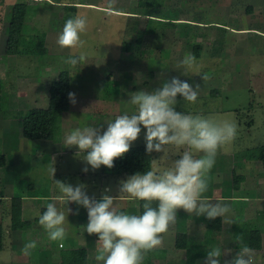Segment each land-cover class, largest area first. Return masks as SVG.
Instances as JSON below:
<instances>
[{
    "label": "rangeland",
    "instance_id": "1",
    "mask_svg": "<svg viewBox=\"0 0 264 264\" xmlns=\"http://www.w3.org/2000/svg\"><path fill=\"white\" fill-rule=\"evenodd\" d=\"M16 1L28 3L23 25L25 41L19 44V48L25 53L5 54V40L12 11L10 6ZM139 2L140 0H0V14L2 15L0 80L3 94V108L0 110V117L6 116V109L10 106L16 108L14 109L15 114H11V117H19L33 107H46L50 82L57 78L60 70H66L71 76L70 92L75 93L76 99L75 104L71 103L72 110L82 108L83 105L87 109L82 115L74 112L75 120L71 126L74 129L77 125L80 127L87 124L93 125L92 121L99 118L98 123L101 121L99 126L106 130L104 122L115 107L114 102L112 105V100L116 96L129 95L131 90L132 93L141 90L153 91L157 87H162V84L172 77L182 79L190 78L192 75L196 77L194 84L195 86L200 85L199 90L202 94L212 86L220 90V94H213L210 97L204 94L197 101V106L214 110L204 115H210L219 120L237 119L235 140L219 149L229 154L222 157L225 164L239 156L245 157L243 155H248V151L252 152L253 148L264 144V47L262 46L264 44V0H205L200 4L199 2L190 4V2L181 0H142L141 3ZM68 3L75 4V9H70L67 6ZM249 6L251 10L248 9ZM76 15L87 17V31L81 35L85 41L84 48H61L57 43L58 35L66 20ZM190 21L199 25H189ZM229 26L240 30L248 29L238 34L230 30ZM188 34L192 38L196 35L193 40L202 43L203 46L201 55L196 57L201 75L191 73L185 75L186 70L179 66L184 55L191 52L190 49L184 47ZM140 37L142 46L136 48V39ZM124 41L131 43L133 56L130 55L127 58L125 55V53H131L126 52ZM80 51L88 53L86 61L76 66L65 63V59L78 55ZM222 55H224L223 58H221ZM126 58L129 63L128 60L125 61ZM204 75L208 79H202ZM97 98L101 99L99 103H97ZM124 109H128L130 113L134 110L128 104H120V108H115L111 116L116 117L115 113ZM62 117V113L57 117L53 139L54 141L60 140V148H65L63 134L66 130L63 127ZM139 139L140 136L132 145L146 143L145 140ZM35 151L37 149L33 145L24 146V152H26L24 159L29 158L32 162L37 158L41 159L42 157L39 158ZM2 153L3 143L0 138V161ZM61 153L63 152L55 153L53 161L47 159L44 168L42 165L38 166L37 163L31 162L34 165L31 172L40 175L41 169L49 171L54 166L56 171L64 172L61 178L67 183L73 186L79 183L92 185L87 179H81L82 169L86 166L88 169L91 168L83 160V153L73 155L63 153V159L67 163L63 162L62 158L60 159L59 154ZM162 155L163 153L157 152L155 164L157 160L161 165L164 163L159 160ZM169 155L171 159H174V156L170 154V149ZM29 164H26L24 169V172L28 174ZM247 174L248 180L252 179V175L249 172ZM95 176L98 179L99 175ZM51 178L61 180L56 173ZM104 185L102 184V191ZM1 189L4 191V187ZM52 189L55 193L54 181ZM40 191L44 192L39 190V193ZM25 201L31 203L30 199ZM36 202L40 204L39 200ZM37 207L34 206L32 210L39 211ZM256 210L258 214L256 213V217H253ZM34 212L32 216L36 214ZM246 216L251 219L245 220L247 223L255 224L257 227L262 226L264 197L259 200L258 206L249 208ZM83 217L81 214L79 219ZM33 218H30L32 219L31 224L26 228L25 239L10 238L7 235L9 231H4L5 227H2L4 245L0 250V264H60V259L57 262L54 256L49 255L48 257V251L63 254L70 249L71 237L67 235L63 241V247H58L57 242L49 240L46 231L37 222L38 219ZM233 222V216H229V227L225 223L221 233H216L215 236L214 247L218 246L224 251V255L220 258L221 264L231 261L238 251L231 235ZM84 223L83 221L77 223L80 242H85L87 239L85 229H83ZM10 230V233L15 234L13 229ZM11 239L14 240V244L10 241ZM32 240L37 242V247L30 255H25L22 248L25 243ZM89 240L88 246L82 244L79 246H82L87 253H93L94 249L90 244L96 239L90 237ZM11 246L12 249H10ZM169 252L164 256L151 251L148 253L150 263L166 264L167 259L177 263L184 255L183 250L175 249ZM253 252V259L259 260L260 254H264V244ZM206 256L207 252L201 258L200 264H205ZM45 258L47 259L43 260ZM91 264H96L94 256H91Z\"/></svg>",
    "mask_w": 264,
    "mask_h": 264
},
{
    "label": "clouds",
    "instance_id": "2",
    "mask_svg": "<svg viewBox=\"0 0 264 264\" xmlns=\"http://www.w3.org/2000/svg\"><path fill=\"white\" fill-rule=\"evenodd\" d=\"M87 17L76 15L66 20L58 35L61 48L83 49L85 41L81 35L87 31ZM88 58L86 51L69 56L65 63L76 66ZM179 66L187 73L200 74V65L192 52L184 55ZM202 79H208L206 75ZM200 85L193 87L187 81L172 77L162 87L153 91H137L130 95L129 104L134 110L116 115L106 122L107 128L76 127L63 140L65 147L77 146L83 153V160L93 170L102 165L114 167V160L123 157L141 133L146 129V152L163 153L159 158L164 163L153 164L149 170L130 175L120 181V194L141 201L142 213H129L114 206L116 197L104 193L100 199L89 196L86 185L73 186L53 178L59 195L46 202L39 215L38 223L46 231L50 241L63 247L67 238L65 222L73 210L66 208L75 202L87 210L88 222L85 231L95 234L97 239L95 260L102 264H143L146 254L163 243L170 225L177 222V211L183 209L190 215L206 216L208 219L225 217L231 211L222 200L213 202L206 193L210 188V172L215 165L218 150L235 140L237 124L234 120H219L213 116L177 111V96L188 103H196ZM71 103L75 104V93L69 92ZM169 146L177 150L171 159ZM182 150V151H180ZM87 172L88 167L82 169ZM54 177L55 167L49 169ZM58 204H62L64 211ZM155 204V206H154ZM77 209L74 214H78ZM37 242L25 243L22 252L30 255ZM224 251L212 247L207 251L205 264H221ZM254 252L242 246L231 261L225 264H254Z\"/></svg>",
    "mask_w": 264,
    "mask_h": 264
},
{
    "label": "crops",
    "instance_id": "3",
    "mask_svg": "<svg viewBox=\"0 0 264 264\" xmlns=\"http://www.w3.org/2000/svg\"><path fill=\"white\" fill-rule=\"evenodd\" d=\"M10 1V0H6ZM13 3V2H12ZM11 3V8L13 6V3ZM91 4V3H90ZM10 5V4H9ZM92 5V4H91ZM8 8V7H7ZM4 10V9H3ZM183 19V18H181ZM2 15L0 14V27L2 26ZM193 21V20H192ZM199 23V22H198ZM194 24V22L189 23V25ZM196 24V23H195ZM190 27V26H189ZM230 30H234L235 33H242L244 30L248 28H243V30L238 28H233L229 26ZM226 29V28H225ZM251 31V30H249ZM253 31V30H252ZM225 36V34H224ZM196 37V35H195ZM263 37V36H261ZM264 39V38H263ZM264 47V44H262ZM228 54V53H226ZM225 54V55H226ZM238 54V53H236ZM224 55L221 56L223 58ZM121 60V59H120ZM128 59H125V61ZM124 61V60H121ZM140 61V60H138ZM131 62V61H130ZM129 63V60H128ZM182 74V73H181ZM192 76V75H191ZM195 78L194 76L191 77V85L195 87ZM171 79H169L170 81ZM208 84V83H207ZM143 86V85H142ZM158 88V87H157ZM155 88V89H157ZM147 91V90H145ZM151 91V90H149ZM132 90L130 91L129 95H131ZM204 94H207L206 96H212V94L209 93V90L206 93H201L200 90H198V99H201V96H204ZM129 95L124 96H116L115 99L112 100V105L114 102V106L112 109V113L114 112L115 108H120V104H128L130 105L128 100L130 99ZM128 97V98H127ZM110 98V97H108ZM106 98V99H108ZM121 99V100H120ZM100 98H97V103H99ZM111 100V99H110ZM178 103L175 105V108L177 111L185 112V113H192V114H203L207 112H213V109H205L197 106L196 103H188L181 99H177ZM108 102V101H106ZM132 109L133 106L130 105ZM13 106H10L6 109V113L4 117H0V138L3 143V153L1 161H0V224L4 228V231H9L7 234L10 238L25 239L26 237V228L31 224V217H34L33 219H38L39 215L42 214V210L45 209L46 202L50 201V199L53 196L59 195L57 191L55 193L52 189L53 180L51 178V174L47 170L40 171V175L34 174V172H31L32 165L30 159H24V156L26 152H24V146L29 147L30 145H33V147H36L37 156L41 159H36L32 163H37L38 166H41L44 168L46 166L45 161L47 159H51L53 161V158L55 153L57 152H63V153H69L77 154L78 147L77 146H71V147H64L60 148V140L54 141V139H45V138H28L25 137L22 131V120L23 115H19L16 117H11V114L14 113ZM87 110L86 107L83 105L82 108H78L76 110H72L71 108V102L69 105V109L62 112L63 117V127L65 128L66 132L63 134L65 136L67 133H69L71 130H73V127L71 124L75 120V113L78 112L79 115H82V113ZM124 112H129L128 109H124L123 111H118L115 113V116L118 114H123ZM111 113V114H112ZM130 113V112H129ZM109 115L107 119H105V124L109 120H114L115 117ZM206 115V114H205ZM111 116V117H110ZM99 118L96 119L93 125L87 124L86 126H93V127H99L100 130L103 132L105 129L101 128L99 126V123L101 121ZM237 119H234L236 121ZM91 121V120H90ZM238 123L241 122L238 119ZM76 127H80V125H77ZM75 127V128H76ZM107 127V124H106ZM141 134L139 140H145V132L146 129L141 126ZM138 144H146V143H138ZM59 148L57 149V147ZM45 147V149H43ZM55 148V149H54ZM42 149L44 151H42ZM170 154L174 159L178 158L176 155H172L173 152H176L177 150L172 149L171 146H169ZM34 151V150H33ZM40 151V154H39ZM47 153L45 154V152ZM182 151V150H180ZM63 153L59 154L60 159L62 158L63 162H66L65 159H63ZM157 152L154 151V157L153 162L155 164ZM229 155L227 151L225 150H218L217 156H216V162L214 167L212 168L209 176H210V188L209 191L206 193V195L215 202L216 200H222L226 203H228L231 207V211L225 215V217L221 218V227L220 229H212L209 228L206 224V216H195L190 215L187 212H185L183 209H179L177 211V222L174 225H170L168 231L163 234V243L161 246L155 248L154 251L157 255L163 254L164 256L166 253H170L169 251L173 250H183L181 248H176L174 246L175 241V235L177 232H185L187 234L188 239L199 242V243H206L207 247L205 248L204 255H206V252L215 246L216 241V235L218 233H221L225 223L229 227V216L232 217V211H234V214L241 213V218L245 220H251L250 217H247L246 214L249 213V208L251 206H258L259 200L264 197V165L260 160L257 158H250L247 155H243L245 157H238L235 159H231L228 164H225V160L222 159L223 156ZM225 159V158H224ZM61 161V160H60ZM30 163V164H29ZM67 163V162H66ZM26 164H29L30 171L29 174L24 172ZM156 164H160V162L157 160ZM161 165V164H160ZM57 166V165H56ZM152 166V163H151ZM242 172H239V170ZM22 171V172H20ZM80 171V170H79ZM250 173L252 175V179L248 180V174ZM58 177H62L63 171H56L55 172ZM235 173L236 175L242 176V179L239 181V185L237 188L233 187L232 185V174ZM246 173V174H245ZM83 179H87L92 183V185L87 184L86 186V192H88V195L95 196L96 199H100L101 196L104 193H107L109 195H112L116 197L114 206L118 207L121 210L127 211L129 213H136L139 214V202L137 200H134L127 196V194H120L119 188H120V181L123 179H127L130 175H133L128 172H116V170L112 168H108L106 166H101L99 169L93 170L92 168H89L87 172L83 171ZM95 175H99L98 179ZM86 177V178H85ZM229 180L230 183H229ZM61 181H64L63 178H61ZM66 182V180L64 181ZM67 183V182H66ZM250 183V185H249ZM102 184L104 185V190L102 191ZM4 187V191L1 189ZM49 190H48V189ZM39 190L44 191L43 193H39ZM53 192V193H52ZM42 194V195H39ZM19 197L20 198V214H21V225L18 229L13 230L15 231V234L10 233L11 232V207H12V199ZM26 199H30L31 203L29 201H25ZM36 200H39L40 204L36 202ZM34 206H40L39 211L34 212ZM58 207L60 210L64 211V207L62 204H58ZM66 208H71L73 211L70 212L67 216L66 222H65V228L67 230V235H69L70 238V248H75L79 245H87L89 244V238L92 237L96 239L92 244H90L94 251L93 253H88L90 255V264H91V256L96 255V247H97V239L98 237L93 234L89 235L85 231V235L87 239H85V242H80L79 239V230L77 229V223L78 222H85L84 226L86 227L88 216H87V210L81 206L77 205L75 202H69L67 205H65ZM256 208V207H255ZM79 210L78 214H74L76 210ZM257 209V208H256ZM30 210H32V213H36L34 216L30 213ZM26 212V216L23 213ZM256 213L258 214V211H255V215L253 217H256ZM84 216L83 219H79V216ZM246 217V218H245ZM34 222V221H33ZM38 222V220H37ZM83 226V229L85 227ZM217 233V234H216ZM260 235H261V244H264V223L262 222V226H260ZM19 237V238H18ZM9 241V239L7 238ZM14 240L12 239V243L14 244ZM229 241V238H228ZM226 240V242H228ZM11 243V244H12ZM209 244V245H208ZM57 246L58 242H57ZM12 249V246L11 248ZM50 250V249H47ZM256 250V249H253ZM184 251V250H183ZM48 257L49 255L54 256L57 259V262L61 261L62 252H55V251H48ZM151 252V251H150ZM148 252V253H150ZM146 254V257L143 261V264H151L149 260V255ZM185 254V252H184ZM203 255V256H204ZM42 256V254H40ZM16 257V256H14ZM45 257V256H44ZM184 257L181 256L180 260ZM18 258V257H16ZM47 258L43 259L46 260ZM59 261V263H60ZM171 261V262H170ZM202 259L199 260V264L201 263ZM166 264H177L171 259H167L165 261ZM61 264V263H60ZM96 264H102V262L96 261Z\"/></svg>",
    "mask_w": 264,
    "mask_h": 264
},
{
    "label": "trees",
    "instance_id": "4",
    "mask_svg": "<svg viewBox=\"0 0 264 264\" xmlns=\"http://www.w3.org/2000/svg\"><path fill=\"white\" fill-rule=\"evenodd\" d=\"M140 0L139 3H141ZM187 1L192 4L193 2L204 3L205 0H181ZM216 1V0H215ZM151 4V3H149ZM70 9H75L76 5L73 3H68L67 5ZM28 3L22 1H16L12 6L11 17L8 23L7 38L5 40L4 53L5 54H21L25 53L19 48V44L22 41H25L23 34V25L25 21V15L27 14ZM251 10V7H248ZM151 19V18H150ZM199 25V24H194ZM196 32V31H195ZM195 37V36H194ZM188 34V38L185 41L184 47L190 49V51L196 56L201 55L202 43L194 41ZM125 44V55L127 58L132 55L131 43ZM136 48L142 46V38L136 39ZM126 58V59H127ZM71 76L66 70H60L56 79L52 80L48 87V98L46 107H33L28 109L23 115L22 120V131L25 137L28 138H45L53 139V131L55 127V122L57 117L65 110L69 109L70 100L68 93L71 90ZM191 75L190 78H182L180 80L187 81L191 84ZM210 94H220V90L212 86L209 88ZM2 84L0 80V110L2 107ZM181 96H177V99H181ZM248 151V150H247ZM248 157L259 159L264 165V144L256 146L253 148L252 152L248 151ZM154 157V151L149 154L146 152V144H136L131 145L130 150L121 158H116L114 160L113 169L116 172H128L135 174L137 172H145L151 167L152 159ZM2 158V155H1ZM242 179V176L232 174V185L237 188L239 181ZM11 207V224L10 227L13 230H16L21 225V214H20V198L16 197L12 199ZM142 202H139V213H142V208L140 205ZM155 206V204H154ZM46 209L42 210L43 211ZM233 224H232V239L235 243L234 246L239 250L242 246H248L251 249L261 248V235L260 227L255 226V224H249L245 219L241 218L242 214L236 213L232 214ZM242 219V221H241ZM245 221V222H244ZM206 224L209 228L220 229L221 227V218L216 217L215 219H206ZM3 228L0 224V250L3 248ZM209 245V244H208ZM85 246V245H84ZM174 246L176 248H181L184 250V257L177 262V264H199V260L203 257L205 248L207 247L206 243H199L193 240L188 239L185 232H177L175 235ZM61 264H90V255L85 251L82 246H77L75 248L67 249L61 256Z\"/></svg>",
    "mask_w": 264,
    "mask_h": 264
},
{
    "label": "built area",
    "instance_id": "5",
    "mask_svg": "<svg viewBox=\"0 0 264 264\" xmlns=\"http://www.w3.org/2000/svg\"><path fill=\"white\" fill-rule=\"evenodd\" d=\"M257 250V249H256ZM254 264H264V254H260V259L259 260H254Z\"/></svg>",
    "mask_w": 264,
    "mask_h": 264
}]
</instances>
